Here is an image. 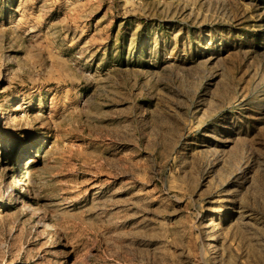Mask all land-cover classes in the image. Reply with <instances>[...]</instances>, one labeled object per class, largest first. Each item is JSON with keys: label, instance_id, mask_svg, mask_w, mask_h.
I'll return each mask as SVG.
<instances>
[{"label": "rangeland", "instance_id": "obj_1", "mask_svg": "<svg viewBox=\"0 0 264 264\" xmlns=\"http://www.w3.org/2000/svg\"><path fill=\"white\" fill-rule=\"evenodd\" d=\"M0 264H264V0H0Z\"/></svg>", "mask_w": 264, "mask_h": 264}, {"label": "bare ground", "instance_id": "obj_2", "mask_svg": "<svg viewBox=\"0 0 264 264\" xmlns=\"http://www.w3.org/2000/svg\"><path fill=\"white\" fill-rule=\"evenodd\" d=\"M52 224H49V226H51ZM215 249V248H214ZM212 262H216L218 260V257L215 255L211 258Z\"/></svg>", "mask_w": 264, "mask_h": 264}]
</instances>
